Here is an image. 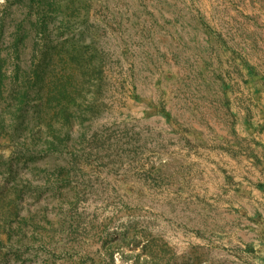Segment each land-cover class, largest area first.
Returning <instances> with one entry per match:
<instances>
[{
    "label": "rangeland",
    "instance_id": "374dc122",
    "mask_svg": "<svg viewBox=\"0 0 264 264\" xmlns=\"http://www.w3.org/2000/svg\"><path fill=\"white\" fill-rule=\"evenodd\" d=\"M192 109L261 140L264 0H0V264L252 263L174 133Z\"/></svg>",
    "mask_w": 264,
    "mask_h": 264
},
{
    "label": "crops",
    "instance_id": "0c3cea01",
    "mask_svg": "<svg viewBox=\"0 0 264 264\" xmlns=\"http://www.w3.org/2000/svg\"><path fill=\"white\" fill-rule=\"evenodd\" d=\"M200 16L206 17L208 12L200 11ZM193 26L195 31L207 32L205 26ZM199 66L198 72L194 73H199V76L193 78H199V83L204 86L196 89L195 93L204 98L217 94L223 97L224 94L207 89L209 80L205 75L206 66L202 62ZM189 114L191 118L188 122L174 125L173 130L176 137L183 136L189 160L199 163L200 177L214 179L222 188L213 191V194L221 196L222 200L217 204L222 210L231 211L226 214L230 225L227 236L231 253L233 247L238 252H233L230 258L242 260L249 257L253 260L247 264H264V127L260 134L261 140L258 139L257 143L256 123L248 121L245 128L248 131L247 144L237 142L232 145L231 140L225 142L218 127H208L203 121L200 122L201 117L197 116L194 109ZM238 128L239 125L235 129L239 130ZM232 147L236 150L232 151ZM211 202L216 204V200Z\"/></svg>",
    "mask_w": 264,
    "mask_h": 264
}]
</instances>
